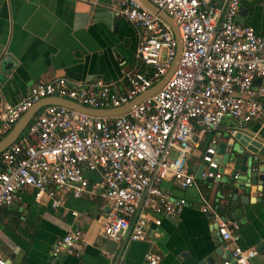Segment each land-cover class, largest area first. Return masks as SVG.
<instances>
[{"label":"built area","instance_id":"built-area-1","mask_svg":"<svg viewBox=\"0 0 264 264\" xmlns=\"http://www.w3.org/2000/svg\"><path fill=\"white\" fill-rule=\"evenodd\" d=\"M148 1L172 19L179 33L182 49L172 76L153 96L114 117L55 105L42 108L0 153V209L12 206L25 192L37 204L47 201L54 209L63 205L66 194L96 197L103 203L104 239L144 242L151 224L160 226L163 218L178 216L187 205L184 197L163 187L171 183L179 191H196L199 210L211 218L228 253L223 264H252L257 251L239 246L238 224L221 214L199 184L223 177L216 160L220 141L211 138L201 154L200 180L189 171L188 160L226 118L235 122L232 136L253 122L264 124V40L237 23L240 0H220L221 8L211 6L210 0ZM110 11L136 30L135 56L149 71L124 73L122 92L101 80L39 83L16 104L0 102V141L40 100L118 109L167 75L177 47L171 28L139 0H120ZM89 173L98 174L100 181L91 182ZM83 237L79 229L68 232L51 255L79 257ZM160 261L158 253L147 252L142 264Z\"/></svg>","mask_w":264,"mask_h":264},{"label":"crops","instance_id":"crops-1","mask_svg":"<svg viewBox=\"0 0 264 264\" xmlns=\"http://www.w3.org/2000/svg\"><path fill=\"white\" fill-rule=\"evenodd\" d=\"M120 0H0V102L16 104L29 89L39 83L59 78L74 82L101 80L114 84L122 92L124 73L148 72L135 56L137 32L123 18L110 11ZM216 3H221L216 0ZM237 23L251 27L264 40V0H240ZM235 126L226 118L219 130L206 134L188 160L196 176L201 169V154L211 138L220 143ZM264 139V124L253 122L245 128ZM233 163L225 166L231 171ZM264 177V158L251 166ZM235 187L251 184L247 174L238 172ZM226 178V181L223 180ZM231 176L221 181L204 182L203 193L219 206L224 217H238L242 249L264 245V179L242 191L239 188L236 209L232 210L225 187ZM175 197L187 200L182 212L163 218L160 226L150 225L144 242L125 240L115 243L101 236L103 203L99 198L74 199L64 196V203L54 209L47 201L37 204L31 193H23L10 207L0 209V261L7 264H142L147 252L161 256L159 264H197L215 250L218 263L228 256L216 234L211 218L199 210L194 189L179 191L171 183L163 184ZM250 197L241 205L239 197ZM226 207L223 212L222 208ZM72 213H76L74 217ZM84 233V247L79 257L51 255L53 246L70 231ZM13 256V259L11 257ZM252 264H264L257 253Z\"/></svg>","mask_w":264,"mask_h":264},{"label":"water","instance_id":"water-1","mask_svg":"<svg viewBox=\"0 0 264 264\" xmlns=\"http://www.w3.org/2000/svg\"><path fill=\"white\" fill-rule=\"evenodd\" d=\"M139 2L147 10H149L154 14H157L171 28L175 36V40L177 42L176 54L167 75L164 78H162L160 82L155 84L151 89L146 91L144 94L138 96L129 104L122 106L118 109L99 111V110H91L79 106L73 102L64 99L48 98V99L40 100L21 117V119L16 123V125L7 134V136L0 141V153L3 152L6 148H8L10 145H12L20 137V135L24 132V130L27 128L28 124L35 117V115L42 108L46 106H50V105L62 106L98 118L114 117L127 113L134 106L142 102L144 99L153 96L166 84V82L174 72V69L176 67L177 61L181 53L182 45H181L179 33L172 19L165 12L160 11L148 0H139ZM210 4L211 6L216 8H221L222 6V3H216V0H210ZM217 152H218V157L216 160L221 165L219 172L222 173L223 176H231V180L229 181V185H231V187L229 188L228 186L225 187L227 194L226 196L220 195L221 196L220 198L226 197L228 202L230 203L229 207L232 210H235L237 208L236 205H237L239 188L242 189V191L246 192V190H249L251 188V184L256 185L258 180L261 181L264 179V177L259 176L258 173L253 170L251 173V166L258 165L260 159L264 158V139L262 137L255 136V133L253 131L246 129L238 130L235 135L233 136L228 135L224 142L218 144ZM229 163H233V167L231 171L227 172L224 167L227 166ZM203 167L204 165L201 166V169L198 171V173L195 176V178L198 180L201 179L200 174L202 172ZM238 172L247 174V176L251 178V184L235 187L234 177L237 175ZM87 178L91 182L100 181L98 174L95 173H89L87 175ZM208 182L213 183L212 180H209ZM223 182L225 183L228 181H226L225 178ZM239 203L244 206L248 205L250 203L249 195L246 194L243 197H239ZM225 210L226 207H223L222 211L224 212ZM236 218L238 217H232V216L228 217V219L231 221H234ZM257 253L264 256V245L258 247ZM215 255H219V253L216 250L210 253L208 256L204 257L197 264H220L216 261ZM11 259H13V256L11 257ZM3 264H7V263H3Z\"/></svg>","mask_w":264,"mask_h":264},{"label":"trees","instance_id":"trees-1","mask_svg":"<svg viewBox=\"0 0 264 264\" xmlns=\"http://www.w3.org/2000/svg\"><path fill=\"white\" fill-rule=\"evenodd\" d=\"M204 182H199V184L202 186Z\"/></svg>","mask_w":264,"mask_h":264}]
</instances>
